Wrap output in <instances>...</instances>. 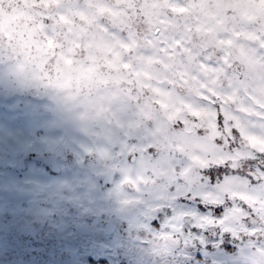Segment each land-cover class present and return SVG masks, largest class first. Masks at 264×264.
Returning a JSON list of instances; mask_svg holds the SVG:
<instances>
[{"label": "rangeland", "instance_id": "374dc122", "mask_svg": "<svg viewBox=\"0 0 264 264\" xmlns=\"http://www.w3.org/2000/svg\"><path fill=\"white\" fill-rule=\"evenodd\" d=\"M0 264H264V0H0Z\"/></svg>", "mask_w": 264, "mask_h": 264}, {"label": "snow or ice", "instance_id": "6c2138e0", "mask_svg": "<svg viewBox=\"0 0 264 264\" xmlns=\"http://www.w3.org/2000/svg\"><path fill=\"white\" fill-rule=\"evenodd\" d=\"M225 172H226V169H225L224 165H219V166H217V167H215L213 169H209V171H208L209 180L210 181H214L216 179V177L223 178L222 174H224ZM180 200L181 201H186V203L189 206L194 205L195 209H198L201 214H207L209 212V210H211V212L217 218H220L222 216V214L224 213V211H225V206L223 204H220V205H207L206 206L204 203L199 202V197L196 198L195 202H193L191 200H188L185 197H181ZM173 212H174V209L167 208V209H165L163 211H160V212H157V213L160 214V215H163L164 213H168V216H171L173 214ZM164 223H165V221H164ZM163 226H164V224H163ZM197 230H198L197 227H195V226L192 227V231H197ZM185 231H187V229H185ZM205 234H207V233H205Z\"/></svg>", "mask_w": 264, "mask_h": 264}]
</instances>
